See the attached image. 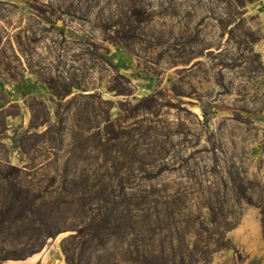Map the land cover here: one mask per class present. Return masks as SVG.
Wrapping results in <instances>:
<instances>
[{"label":"rangeland","instance_id":"1","mask_svg":"<svg viewBox=\"0 0 264 264\" xmlns=\"http://www.w3.org/2000/svg\"><path fill=\"white\" fill-rule=\"evenodd\" d=\"M111 177L159 196L106 240ZM5 189L0 251L36 264H264V0H0Z\"/></svg>","mask_w":264,"mask_h":264},{"label":"trees","instance_id":"2","mask_svg":"<svg viewBox=\"0 0 264 264\" xmlns=\"http://www.w3.org/2000/svg\"><path fill=\"white\" fill-rule=\"evenodd\" d=\"M106 180L107 181L105 182V179H103L101 183H98L91 187L90 189L91 192H95L98 195H96V197H94V199H92V201L90 202L98 206L97 211L99 212V216L101 217L104 223V230L98 231L97 237L98 238L103 237V239L106 238L107 240L108 236L111 234H115L117 236L118 234H120L122 226L127 222L126 221L127 219L129 222L132 221V223L134 224L133 220L140 217L142 213H144L145 211L150 212L152 210H155L158 206V201L157 199H153V196H159V195L153 194L151 195V199L149 200L147 199L146 201L139 200L138 198H135L133 194L134 188L131 185H128L127 182L126 183L122 182L120 178L114 179L113 177L106 178ZM83 189H85V187ZM4 192H5L4 194L5 201H3V204L5 205L3 206V210H4L3 213H0V224L1 223L3 224L4 222H6L5 218H6L7 213L13 210H15V212L21 211L23 209L24 203L26 202L25 198L19 197L17 192H13V190L11 189H7V190L5 189ZM73 195L76 197H80V195H82L81 197L83 198L85 197V194H82V193H79V194L73 193ZM13 198L16 201L19 200L18 203H16L13 200ZM78 200L83 201L82 198L81 199L79 198ZM78 209L80 208L75 205L73 206L71 204H68V206H66L67 211L69 212L70 210L73 211V215H70L71 216L70 219L77 218ZM257 209L259 210V214L261 216V223H262L263 230H264V205L259 203V205L257 206ZM56 212L62 214L63 210L55 208V211L54 212L52 211V213L49 216L51 218H54ZM125 216H126V220L124 219ZM12 224H17V223L13 222ZM124 227L131 229V226L129 227V225H126V224L124 225ZM2 228H5V227L2 226ZM47 230L49 231L38 230V232L40 233L36 235H33V236L24 235V236L27 238L28 237L30 238V236L37 237L41 235L45 237H52L55 234L69 231L70 229L68 228L57 229V226H56V229L54 227V229L50 228ZM76 233H79V235L77 236H80V231L79 232L77 231ZM263 239H264V233H263ZM37 249L38 248H34V249L32 248L22 254H14V253H10L8 251L2 250L3 252L0 251V264H4V262L7 260H24L25 258L34 254ZM157 253L158 252L156 250L144 251L142 254H140V257L142 259H145L151 264H156V261L158 260ZM189 253L191 252H188V254ZM118 254L119 253H115V257L119 256L120 258L119 260L115 259L118 262L128 263L130 262V260H132L130 255L125 258V257H122V255H118ZM201 260L205 261L206 257L201 256Z\"/></svg>","mask_w":264,"mask_h":264},{"label":"crops","instance_id":"3","mask_svg":"<svg viewBox=\"0 0 264 264\" xmlns=\"http://www.w3.org/2000/svg\"><path fill=\"white\" fill-rule=\"evenodd\" d=\"M39 261H41V258L39 257V255H34L24 261H9L6 264H36ZM41 264H44V263L41 262Z\"/></svg>","mask_w":264,"mask_h":264}]
</instances>
